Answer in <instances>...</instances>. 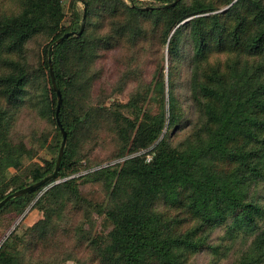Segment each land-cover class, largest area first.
Returning a JSON list of instances; mask_svg holds the SVG:
<instances>
[{"label":"trees","instance_id":"1","mask_svg":"<svg viewBox=\"0 0 264 264\" xmlns=\"http://www.w3.org/2000/svg\"><path fill=\"white\" fill-rule=\"evenodd\" d=\"M151 1L139 8L122 0H87L88 29L93 4L106 2L97 8L107 10L113 31L89 37L86 29L51 52L65 34L80 31L83 17L75 10L65 25L63 0H0V174L20 170L34 157L33 149L11 138L15 117L27 105L52 120L59 154L62 133L50 55L68 137L57 178L62 182L40 197L46 187L10 201L0 215L12 210L19 217L37 199L33 209L44 219L21 239L32 252L51 240L39 232L41 225L65 210L70 221L79 216L77 226L69 222L57 231L86 244L89 264H197L202 255L208 264H264V0H181L172 8L166 7L175 0ZM149 25L150 33L164 32L169 54L167 74L162 65L156 75L159 112L144 110L139 97L114 111L89 105L90 92L95 94L104 77L92 73L99 54L128 41L136 46L147 38ZM39 39L43 53L32 65L31 46ZM182 62L188 66L187 102L195 116L185 128L176 96ZM105 117L114 127L116 155L126 159L70 178L91 153L78 157L74 141L93 131L98 138ZM182 129L188 131L176 140ZM56 162L45 161L23 183L1 177L0 202L52 175ZM80 182L100 186L105 201L82 197ZM11 237L0 245V264H31L10 250Z\"/></svg>","mask_w":264,"mask_h":264},{"label":"rangeland","instance_id":"2","mask_svg":"<svg viewBox=\"0 0 264 264\" xmlns=\"http://www.w3.org/2000/svg\"><path fill=\"white\" fill-rule=\"evenodd\" d=\"M65 8L64 24H70L73 18V11H77L83 17L84 3L87 0H63ZM126 6H135L144 8L146 5L154 4L151 0H122ZM106 7V2L94 3L95 9L92 12L91 24L85 22V29H88L89 37L102 36L109 34L113 31L114 25L110 15L104 8H97L99 6ZM109 15V16H108ZM122 19H119V21ZM82 23V21L80 22ZM151 25L147 27L149 33L147 38L140 41L136 46L133 42L128 41L126 44L121 45L114 50H102L99 54V59L96 60L92 73L104 72L102 84L95 92L91 94L88 99L89 105L96 107L103 104L107 108L114 111L118 105H127L132 99L139 97L142 100L144 110L152 111L154 114L161 109V103L156 97V82L157 71L164 65L167 74L169 66L168 46L165 43L164 32L160 29L157 32L150 33ZM43 53L42 40L35 41L31 46V60L32 65H36L37 61ZM104 54V55H102ZM183 55L185 52L183 50ZM163 68V67H162ZM179 73L176 83V96L180 101L183 110V122L180 126L185 128V124L194 120L195 116L192 109L189 108L187 102V89L186 82L189 78L188 66L186 62L179 64ZM122 89L119 84L125 83ZM106 83V84H104ZM109 83V84H107ZM113 89V90H112ZM168 87H166L165 101H168ZM108 97V98H107ZM166 108L168 106L166 105ZM120 109V108H119ZM143 110V111H144ZM121 111L125 116L133 118L132 110L121 107ZM114 127L110 117L101 118V131L99 137L95 131L87 135H79L74 141L73 149L79 157L81 154L91 151L86 162H83V167L79 169L78 173H74L70 178H79L89 172L99 170L103 167L114 166L124 162L126 157L119 158L116 153L118 151L114 139H116L113 132ZM188 130L182 129L177 132L176 140L182 139ZM55 125L52 120H49L41 109H32L30 106H25L18 111L14 120V127L11 134L12 142L18 144L23 142L30 149H33L34 157L30 160H24L20 170L8 169L1 177L10 182L12 178L16 177L20 183L30 177L31 172L38 166H44L45 161H52L58 158V150L55 149ZM62 144V142H61ZM60 144V146H61ZM68 147V143H67ZM66 147V148H67ZM57 180L56 183L43 189L38 195L42 196L44 192L52 186L61 183ZM79 190L82 197L94 203H103L106 199V193L97 184L79 183ZM37 197V198H38ZM64 200V199H63ZM37 199L34 201L36 202ZM34 202L27 207L25 212L17 217V215L9 210L0 215V245L3 244L11 236L10 250L19 253L27 263H50V264H89L90 253L87 250L86 244L81 241L74 234L66 235L62 230L57 231L61 226H66L69 222L72 225L80 223V217L75 216L70 221L69 211L65 210L62 214L58 213L57 217L51 223L41 225L39 232L43 231L48 234L50 242L45 245H40L39 249L35 252L26 250V246L21 242V239L26 237L29 232V227L36 225L39 221L44 219L43 213L37 209H33ZM73 203V207H74ZM102 220H98V225L101 227ZM85 230L88 229L86 222ZM56 225H58L56 227ZM52 227H55L56 230ZM52 237V238H51ZM48 256V257H47ZM209 257L202 255L197 264H208Z\"/></svg>","mask_w":264,"mask_h":264},{"label":"water","instance_id":"3","mask_svg":"<svg viewBox=\"0 0 264 264\" xmlns=\"http://www.w3.org/2000/svg\"><path fill=\"white\" fill-rule=\"evenodd\" d=\"M79 1H82V0H79ZM180 1L181 0H175L172 4L168 5L166 8H172V7L176 6ZM84 5L85 6H84V10H83V18H82L80 31L79 32H72V33L65 34L62 38L57 40L55 42V44H53L51 46V48H50L51 52L54 50V48L57 45L62 44L64 41L70 39L71 37H81L82 36V34L84 32V29H85V22H86L87 11H88V5L86 3H84ZM49 66H50V75H51V78H52L53 88H54V90H55V92L57 94V100H58V106H57V111H56V120H57L58 126H59V128L61 130V133H62V144H61V147H60V150H59V155H58V158H57L55 171L53 172L52 175L44 178L40 182L35 183V184H33V185H31V186H29L27 188H24V189H21L19 191H16V192L10 194L9 196H7L3 201L0 202V210L7 203H9L10 201H12L14 199L20 198V197H22L24 195H27L29 193H32L34 191H37V190L42 189L44 187H47L53 182H55V183L57 182V178H58L59 172L61 170V165H62V162H63V159H64V155H65V151H66V147H67V143H68V137H67L66 131L64 130V128H63V126H62V124L60 122V111H61V107H62V104H63V98H62V94H61L60 90L57 87L55 74H54L53 66H52V55H50V57H49Z\"/></svg>","mask_w":264,"mask_h":264}]
</instances>
